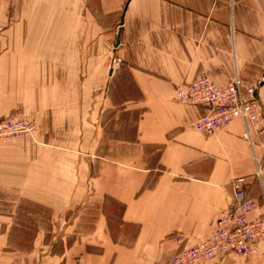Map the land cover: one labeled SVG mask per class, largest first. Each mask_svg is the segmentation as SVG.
<instances>
[{
    "label": "crops",
    "instance_id": "0c3cea01",
    "mask_svg": "<svg viewBox=\"0 0 264 264\" xmlns=\"http://www.w3.org/2000/svg\"><path fill=\"white\" fill-rule=\"evenodd\" d=\"M202 72L238 75L264 115V0H0V116L36 124L0 141V264H166L213 233L238 177L264 215V125L253 145L239 117L193 128L205 109L175 89ZM116 108L137 112L135 131L111 132ZM22 202L49 208L73 243L52 253L38 231L32 251L13 246ZM204 264H264V238Z\"/></svg>",
    "mask_w": 264,
    "mask_h": 264
},
{
    "label": "built area",
    "instance_id": "2783aa9c",
    "mask_svg": "<svg viewBox=\"0 0 264 264\" xmlns=\"http://www.w3.org/2000/svg\"><path fill=\"white\" fill-rule=\"evenodd\" d=\"M245 90L247 96L238 75L229 83L218 85L207 72H202L190 82L179 83L175 95L180 102L205 109L204 113L192 121V127L196 130L212 133L228 125L232 119L242 117L247 126L243 137L253 145L251 129L263 127L264 115L255 87H246ZM34 128L35 122L32 119H2L0 141L31 136ZM261 173L262 168L257 160L256 175L261 176ZM245 183V177L233 180V202L218 218L214 232L206 239L174 254L166 264H204L231 252L241 255L255 253L258 241L264 238V215L251 217L259 202L248 196Z\"/></svg>",
    "mask_w": 264,
    "mask_h": 264
},
{
    "label": "rangeland",
    "instance_id": "374dc122",
    "mask_svg": "<svg viewBox=\"0 0 264 264\" xmlns=\"http://www.w3.org/2000/svg\"><path fill=\"white\" fill-rule=\"evenodd\" d=\"M119 63H120V59L118 57H114L113 64H119ZM105 81L103 79V84H102L103 88L105 85ZM104 115L105 117L110 118L107 126L110 128V130H112L111 132L117 130L120 133H122L121 130L122 128L125 127L124 124L125 120L128 121V125H127L128 132L131 131L132 129H134L135 131V119L137 116V112L133 113L132 111L131 112L123 111L122 108H116L105 112ZM19 117L25 118L23 116L4 115V116H0V120L5 118L7 119V118H19ZM22 137H26V136H22ZM7 140H12V139H7ZM1 141H5V140H1ZM112 146L116 147V143H112ZM119 212H120V208L117 207L114 211V217L115 215L118 216ZM115 220L118 221V218L115 217ZM82 221H84V223H86L87 225L91 226V224L93 223V217L91 216L89 218H86V220L83 219ZM55 222L56 220L55 219L53 220V212L49 208L40 204H29L22 202L21 206L17 208V218L15 219L14 222L15 228L11 235V244L23 250L32 251L33 248L35 247V243H37V240H39V238L41 237V234H37V232L46 231V235L43 238V243L48 246H51L49 250H51L52 253H61L63 250H65V246L67 244L71 245L73 243L75 239V234L70 233V235L65 236L64 239H57L56 234H53V230L54 229L56 230V228H54ZM59 225H62L61 222ZM79 226H81V224ZM17 264H32L31 258L22 257L20 262H18Z\"/></svg>",
    "mask_w": 264,
    "mask_h": 264
},
{
    "label": "bare ground",
    "instance_id": "6f19581e",
    "mask_svg": "<svg viewBox=\"0 0 264 264\" xmlns=\"http://www.w3.org/2000/svg\"><path fill=\"white\" fill-rule=\"evenodd\" d=\"M259 83H260V82L258 81V84H259ZM175 97H176V95H175ZM178 101H179V100H178ZM179 102H180V101H179ZM181 103H184V102H181ZM184 104H186V103H184ZM194 106H195V105H194ZM236 118H237V117H236ZM241 118H242V117H241ZM242 119H243V118H242ZM232 120H233V119H232ZM243 120H244V119H243ZM244 122H245V120H244ZM245 123H246V122H245ZM246 127H247V126H246ZM220 128H222V127H220ZM220 128H218V129H220ZM244 132H245V131H244ZM32 134H33V133H32ZM32 134H31V135H32ZM242 136H243V135H242ZM243 138H244V137H243ZM245 139H246V138H245ZM256 176H257V175H256ZM261 176H262V173H261ZM261 176H260V177H261ZM245 191H246V189H245ZM246 192H247V191H246ZM256 209H257V208H256ZM253 211H254V210H253ZM219 217H220V216H219ZM213 232H214V231H213ZM231 253H234V252H231ZM228 254H229V253H228ZM236 254H237V253H236ZM226 255H227V254H226ZM226 255H224V256H226ZM224 256H223V257H224ZM206 262H207V261H206Z\"/></svg>",
    "mask_w": 264,
    "mask_h": 264
},
{
    "label": "water",
    "instance_id": "95a60500",
    "mask_svg": "<svg viewBox=\"0 0 264 264\" xmlns=\"http://www.w3.org/2000/svg\"><path fill=\"white\" fill-rule=\"evenodd\" d=\"M118 42H119V39H118Z\"/></svg>",
    "mask_w": 264,
    "mask_h": 264
}]
</instances>
